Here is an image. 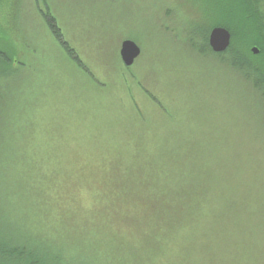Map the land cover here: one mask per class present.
<instances>
[{
	"label": "trees",
	"instance_id": "16d2710c",
	"mask_svg": "<svg viewBox=\"0 0 264 264\" xmlns=\"http://www.w3.org/2000/svg\"><path fill=\"white\" fill-rule=\"evenodd\" d=\"M102 1L107 4L109 0ZM31 2L36 16L44 20L43 27L56 38L72 64L84 70L87 93L78 111L59 114V142L47 147L40 143V123L38 127L35 121L25 124L26 117L23 119L9 99H4L0 84V125L5 121L6 126L13 119V124H19L18 131L13 129L14 141H10L8 130V135H3L0 126V181L4 183L0 184V264H264V196L258 204L256 182L227 180L199 156L173 168L182 178L177 184L166 179L168 169L157 166L155 156H140L141 149L147 153L158 148L147 147L154 143L147 138L154 134L148 131L150 118L160 114L175 119L174 112L156 92L161 91L162 84L156 82L159 77L147 80L150 71L144 76L139 70L141 65L137 66L139 60L144 63L142 58L125 66L115 48L116 56L104 59L106 68L111 67L115 76L111 81L97 80L81 51L68 40L64 21L54 13L49 0ZM155 2L159 4L154 8L168 7L164 8V16L154 13L153 20L161 26V32L142 28L143 32L136 35L131 29L126 36L137 42L149 40L142 57L148 52L154 65L152 54L167 58L170 53L180 56L186 50L197 57L210 55L215 71L231 70L264 97V0H190L184 12L169 0ZM7 3L9 0H0V14ZM195 4H204V16L197 18ZM176 11L187 16L189 36L185 50L178 47L177 37L171 36L176 29ZM216 25L227 27L232 35L230 45L222 52L213 50L208 39ZM24 26L15 22L9 27L12 31L22 29L23 33L19 40L16 35L10 41V33L0 22V64L4 66L0 73L8 71V75L15 62H24L25 47L35 51ZM155 34L163 38L154 39ZM151 45L156 50L158 47L152 54ZM254 45L259 47L258 52L252 50ZM199 57H193L196 65ZM22 64L25 66V62ZM71 76L78 79L76 73ZM22 81L21 91L25 92L24 85L31 79L24 76ZM110 90L112 97L107 95ZM30 93L28 86L26 95ZM142 97L153 104L151 111L146 110ZM24 99L31 104L28 96ZM119 113L127 114L126 118L132 115L140 122L136 144L124 147L120 154H112L107 145L87 149L86 145L80 147L81 143L63 139V129H68L71 120L76 130L87 122L92 128L100 125L105 129ZM4 114L13 119L8 121ZM23 125L28 129L21 135ZM117 129H122L123 138L132 133L127 120H120ZM80 180L82 187L78 188L79 183L74 182ZM52 183H58L54 201L48 191ZM16 201L32 206L37 203L43 212L38 219L35 215L36 219L33 216L27 221L24 213L15 216ZM61 204L64 209H55ZM240 239L242 242H238Z\"/></svg>",
	"mask_w": 264,
	"mask_h": 264
},
{
	"label": "rangeland",
	"instance_id": "374dc122",
	"mask_svg": "<svg viewBox=\"0 0 264 264\" xmlns=\"http://www.w3.org/2000/svg\"><path fill=\"white\" fill-rule=\"evenodd\" d=\"M164 1L167 0H162V3ZM49 2L54 13L56 11L63 19L68 40L81 51L83 59L88 63L86 65L88 70H92L97 80L106 81H111L115 73L111 67L106 68L104 59H110L116 55L121 59L120 54L113 53V49L117 48V53H120L122 40L129 36L131 29L136 35L143 32L142 28L159 34L161 26L153 20L154 13L164 16L166 14L164 8H168L166 6L161 9H159L160 6L154 8L156 4H159L155 0H113L112 4V0H109L107 4L102 0H49ZM168 3L176 4L178 9L181 8L184 12L183 8L188 7L190 0H173V2L169 0ZM196 5L199 4H195L196 12L199 14L197 18L204 16L201 12L204 4L199 6L200 8ZM6 6L4 14H0V22L10 33L8 39L14 41L17 35L19 40L23 35L22 29L12 31L10 26L15 22L20 26L25 25L23 31L36 49L35 51L29 47L23 49L25 66L22 64L24 62H15L10 74L6 75L8 71L0 73L1 94L4 95V99H9L14 110L21 112L23 119L26 117L25 124L35 121L38 127V122L40 123L38 135L41 138V144L55 147L60 137L56 126L59 114L68 115L78 111L86 98L87 88L84 86L86 74L80 67L75 66V63L72 64L56 38L47 32L46 27H43L44 20L36 16L31 0H16L14 3L13 0H9ZM15 6H17L16 9ZM190 7L194 6L191 4ZM13 9L15 10L12 11ZM176 18L177 23L174 25L176 29L171 31V36L177 37L175 40L178 47L185 50L189 36L188 25L185 23L187 16L176 11ZM155 19L157 20L156 16ZM100 23L103 27L99 26ZM194 27L202 28L200 25ZM158 34H155L154 39L163 38ZM137 40L142 49L137 59L144 60V63L142 60L137 63V66L141 65L139 70L144 73V76L150 71L146 75L148 81L159 77L156 82L162 84L161 91L156 90V92L166 101L175 115V119L172 120L160 114L150 118L151 126L148 131L154 134L150 136L148 133L150 137L147 138L152 139L154 143L148 142L147 147L159 149L156 148L147 153L141 149L140 156H155L157 166L168 169L166 179L175 184L182 178L173 172V168L192 162L196 156H199L209 168L217 174H224L227 180L238 179L242 184L256 182L254 189L258 190L259 204V199L264 196L260 194L264 192V97L231 70L215 71L216 68L212 63L214 58L210 55L198 56L200 63L196 65L198 57L191 52L185 50V53L180 56L170 53L167 58H161L151 53L156 50L155 45H151L150 53L153 57L151 60L154 63L152 65L151 55L148 52L142 57L146 52L143 48L149 45V40ZM1 70H4V66L0 64ZM74 73L78 75V79L71 76ZM24 76L31 79L30 84L24 85L25 92L21 91ZM28 86H31V93L26 95ZM111 90L107 91L109 97L117 92L115 89L116 91L112 94ZM91 93L96 94L94 91ZM27 96L31 100L30 105L24 99ZM142 102L147 107L146 110H152L150 108L152 103L143 97ZM126 115L119 113L113 123L105 129L100 125L92 128L91 122H87L85 127L76 130L72 127L74 125L71 120L68 129H63V139L72 141L76 145L81 143L80 147L86 145L87 149L107 145L111 153L115 151L120 154L121 149L133 147L136 144V138L140 137L137 130L140 122L132 115L126 118ZM5 117L8 121L13 119L11 115H5ZM13 120L6 126L5 121L2 123L3 127L0 125L3 135H8L5 130L10 132V141L16 140L13 129L19 130V124L17 125L16 121L13 124ZM120 120H127L132 127V133L126 138L122 137L123 128L117 129ZM27 129L23 125L20 129L21 135L26 133ZM94 164L98 163L94 162ZM111 167L109 165L107 168ZM219 180L222 182V177ZM74 183H79L78 188L82 187L81 180ZM0 184L4 183L0 181ZM57 184L52 183L48 189L52 193L53 201ZM42 197L39 196V198ZM43 199L46 198L43 197ZM71 202L70 199L69 203ZM26 204L16 201V206L13 208L15 216L20 212L24 213L27 221H31L33 216L36 219L35 215L38 219L42 211L38 204L36 203L35 206ZM50 208L54 209L51 204ZM62 208L64 209L63 204L55 207L58 210ZM261 219L263 220L261 225L264 228V219Z\"/></svg>",
	"mask_w": 264,
	"mask_h": 264
},
{
	"label": "water",
	"instance_id": "95a60500",
	"mask_svg": "<svg viewBox=\"0 0 264 264\" xmlns=\"http://www.w3.org/2000/svg\"><path fill=\"white\" fill-rule=\"evenodd\" d=\"M230 30L221 25L214 26L209 33V43L213 50L222 51L227 49L231 42ZM254 52H258L259 48L252 46ZM141 54V47L138 43L131 38H125L122 40L120 47V57L126 66L134 64L135 60Z\"/></svg>",
	"mask_w": 264,
	"mask_h": 264
},
{
	"label": "bare ground",
	"instance_id": "6f19581e",
	"mask_svg": "<svg viewBox=\"0 0 264 264\" xmlns=\"http://www.w3.org/2000/svg\"><path fill=\"white\" fill-rule=\"evenodd\" d=\"M138 43V42H137ZM139 45V44H138ZM140 46V45H139ZM211 46V45H210ZM141 47V46H140ZM257 47V46H256ZM258 48V47H257ZM226 50V49H225ZM141 51H142V49H141ZM222 51H224V50H222Z\"/></svg>",
	"mask_w": 264,
	"mask_h": 264
}]
</instances>
